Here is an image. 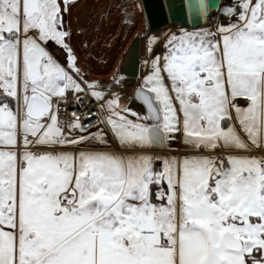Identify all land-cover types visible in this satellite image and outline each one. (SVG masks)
<instances>
[{
	"label": "snow or ice",
	"instance_id": "6c2138e0",
	"mask_svg": "<svg viewBox=\"0 0 264 264\" xmlns=\"http://www.w3.org/2000/svg\"><path fill=\"white\" fill-rule=\"evenodd\" d=\"M77 3L0 0V264H264V0L148 36L130 98L80 65Z\"/></svg>",
	"mask_w": 264,
	"mask_h": 264
},
{
	"label": "bare ground",
	"instance_id": "6f19581e",
	"mask_svg": "<svg viewBox=\"0 0 264 264\" xmlns=\"http://www.w3.org/2000/svg\"><path fill=\"white\" fill-rule=\"evenodd\" d=\"M109 2L110 0H78L77 6L72 9L71 15L65 18L67 26L72 30L73 37H71V43L76 50L80 65L84 71L86 69L88 70H86V72L89 74L90 78L97 80L111 78L113 73H118V68L120 69L126 62L131 43L136 38H138L140 42L139 56L141 60L140 46L142 45L141 39L144 33L140 34V29L145 26L147 27L141 0H132L129 3L130 6L127 5L123 11L121 9L123 13L122 22L120 20V13L118 20H112L111 17L114 15L116 18L117 11ZM126 13H129L130 17L132 14V18H130L128 25L125 23ZM99 16H104L103 20L101 19L99 21ZM217 17V13L213 12L208 26L212 25ZM221 22L226 23L227 21L221 20ZM169 27L175 29L181 28L176 25H171ZM76 29H79L80 32L77 33L75 31ZM121 32L124 33V36L116 42V48H114L113 52L110 54L107 50L114 42V36L112 38V35L115 33L120 34ZM128 32L129 34H127ZM83 60L86 62L85 66L81 64ZM119 74H121V72H119ZM124 80L125 76L122 81ZM136 82L135 86H137ZM124 88L127 89L125 95L130 98L132 90L129 87ZM122 103L125 104V101L122 100ZM134 106L139 109L136 105Z\"/></svg>",
	"mask_w": 264,
	"mask_h": 264
},
{
	"label": "water",
	"instance_id": "95a60500",
	"mask_svg": "<svg viewBox=\"0 0 264 264\" xmlns=\"http://www.w3.org/2000/svg\"><path fill=\"white\" fill-rule=\"evenodd\" d=\"M203 2L210 7L204 15H200L198 10L190 8L189 0H141L147 27H142L140 34L159 32L171 25L181 28L206 27L210 23L213 12L217 13L218 19H221L218 14V7L224 5L227 0H203ZM139 43L138 38L132 41L128 58L121 68L125 76L122 86L129 87L131 90L136 87L135 82L139 75L141 62ZM132 104L140 108L138 103L133 102Z\"/></svg>",
	"mask_w": 264,
	"mask_h": 264
},
{
	"label": "rangeland",
	"instance_id": "374dc122",
	"mask_svg": "<svg viewBox=\"0 0 264 264\" xmlns=\"http://www.w3.org/2000/svg\"><path fill=\"white\" fill-rule=\"evenodd\" d=\"M97 1V0H96ZM124 1H127L128 3H130L132 0H124ZM121 2H122V0H110V2H109V4L110 5H112L115 9H116V11H117V15H116V18H115V15L113 16V17H111L112 18V20H114V21H116V20H118L119 19V13H120V20H121V22L123 21V18H122V12H121V9H122V11L124 10V7H121L120 6V4H121ZM128 3H127V5H128ZM119 4V5H118ZM103 18H104V16H99V18H98V20L100 21L101 19L103 20ZM130 18H132V14H131V17H130V14L129 13H126V18H125V23H126V25H128L129 24V21H130ZM218 20V17L216 18V20H215V22L214 23H216V21ZM213 23V24H214ZM206 27H208V26H206ZM177 29H179V28H177ZM177 29H175V28H173V27H169V28H166V29H164V30H162V31H160V32H155V33H144L142 36H143V38L141 39V43H142V45L140 46L141 48H140V54H141V63H140V71H139V77L136 79V85H138L139 83H140V81H141V78H142V75L145 73V67H144V64H143V61L145 60V59H147V52H146V48H147V37L148 36H157V37H163V36H165L166 34H168L169 32H171V31H175V30H177ZM77 33L78 32H80V30L79 29H76L75 30ZM127 34H129V32L127 33ZM139 35V34H138ZM113 36H114V42H113V44L111 45V47L107 50L110 54L113 52V49L114 48H116V42L117 41H119L120 40V38H122L123 36H124V33L123 32H121L120 34L119 33H115V34H113L112 35V38H113ZM71 37H73V34H72V36ZM133 39V38H132ZM73 46V45H72ZM53 50L55 49L56 51H54L55 52V55L57 56V57H59L60 56V53L58 52V48H56V47H53L52 48ZM161 49H160V47L159 46H157L156 48H155V51H160ZM124 61H125V59H124ZM123 61V62H124ZM122 62V63H123ZM81 64H83L84 66H85V64H86V62L83 60V61H81ZM121 66V65H120ZM86 68V67H85ZM87 70V69H86ZM85 70V71H86ZM88 71V70H87ZM119 68H118V73L116 74L121 80H123V77H124V75L123 74H119ZM109 79H111L110 77L109 78H104V79H101L102 81H108ZM122 89H123V91H124V93L126 94V90L127 89H125L123 86H122ZM126 97H128V96H126ZM122 100L123 101H125V104H126V101H127V99H125V98H122L121 99V107H123L125 104H123L122 103ZM128 103V102H127ZM131 107H133L134 109H137L134 105H130Z\"/></svg>",
	"mask_w": 264,
	"mask_h": 264
},
{
	"label": "built area",
	"instance_id": "2783aa9c",
	"mask_svg": "<svg viewBox=\"0 0 264 264\" xmlns=\"http://www.w3.org/2000/svg\"><path fill=\"white\" fill-rule=\"evenodd\" d=\"M127 3H128L127 1L122 0L120 6L126 8V7H127ZM118 5H119V4H118ZM128 5H129V3H128ZM129 6H130V5H129ZM51 50H52L53 53L55 54L54 51H56V50H55V49H54V50L51 49ZM58 52L60 53V56L57 57V58H58V59H62V58H63V55H62V52L60 51V49L58 50ZM121 68H122V67H120L119 71L121 72V74H124ZM109 80H110V79H109ZM109 80H108V81H109ZM99 81H102V80L99 79ZM92 107H93L92 104L87 103V98H85V104H84V105H78V104L73 100V98L71 97V95H69L67 105H66V106H65V105H62V106H61V112H62V113H65V114L68 115V116H72L74 112L77 113V114H79V113H83V112L86 111L87 108H92Z\"/></svg>",
	"mask_w": 264,
	"mask_h": 264
},
{
	"label": "crops",
	"instance_id": "0c3cea01",
	"mask_svg": "<svg viewBox=\"0 0 264 264\" xmlns=\"http://www.w3.org/2000/svg\"><path fill=\"white\" fill-rule=\"evenodd\" d=\"M128 102V100L126 101V103Z\"/></svg>",
	"mask_w": 264,
	"mask_h": 264
}]
</instances>
